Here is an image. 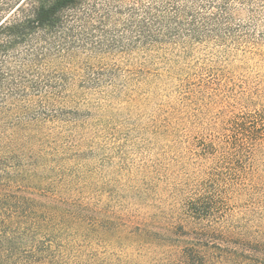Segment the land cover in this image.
Here are the masks:
<instances>
[{
  "label": "trees",
  "instance_id": "trees-1",
  "mask_svg": "<svg viewBox=\"0 0 264 264\" xmlns=\"http://www.w3.org/2000/svg\"><path fill=\"white\" fill-rule=\"evenodd\" d=\"M17 47L0 264H264V0H0Z\"/></svg>",
  "mask_w": 264,
  "mask_h": 264
},
{
  "label": "rangeland",
  "instance_id": "rangeland-1",
  "mask_svg": "<svg viewBox=\"0 0 264 264\" xmlns=\"http://www.w3.org/2000/svg\"><path fill=\"white\" fill-rule=\"evenodd\" d=\"M27 50L29 49L27 48ZM20 51H26V50L21 49V47H17V49L8 51V54L6 58L4 59L5 69L3 70V78L5 79L0 84V111L1 112L7 109L17 110L23 105L22 102L24 101V99L22 97L23 94L21 91L20 82H21L22 77L29 79L28 77L29 75L26 76L20 72V68L22 66V61H23V55L20 54ZM26 92L28 91L26 90ZM118 117H122L121 114ZM144 156H148V154H144ZM113 158H114L113 162L117 164L118 163L117 156L113 155ZM137 158H140V156ZM117 174H118V170L116 166L112 167V188L114 190L115 188L113 184L114 182L113 179L117 177ZM122 196L125 197L126 194H123ZM119 200H121L122 203H124L125 205L128 204L129 202L128 198L120 199V198H116L114 195L112 196V208H115L114 205Z\"/></svg>",
  "mask_w": 264,
  "mask_h": 264
}]
</instances>
